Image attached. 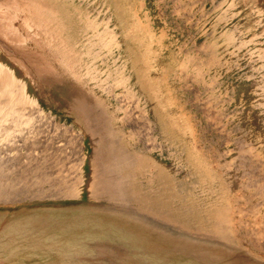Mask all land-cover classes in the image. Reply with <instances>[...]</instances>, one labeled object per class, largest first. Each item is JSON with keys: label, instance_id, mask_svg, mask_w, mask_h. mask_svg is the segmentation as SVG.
I'll list each match as a JSON object with an SVG mask.
<instances>
[{"label": "rangeland", "instance_id": "1", "mask_svg": "<svg viewBox=\"0 0 264 264\" xmlns=\"http://www.w3.org/2000/svg\"><path fill=\"white\" fill-rule=\"evenodd\" d=\"M248 232L264 0H0V264H264Z\"/></svg>", "mask_w": 264, "mask_h": 264}, {"label": "crops", "instance_id": "2", "mask_svg": "<svg viewBox=\"0 0 264 264\" xmlns=\"http://www.w3.org/2000/svg\"><path fill=\"white\" fill-rule=\"evenodd\" d=\"M56 170H57V177L55 176V183L53 185H51V187H49V188H51L50 190H45V191L53 192L55 194V197L67 198V197L75 196L78 193V191L76 190V185L74 184V181H72L71 178L69 177V175L65 174L62 169H57V167H56ZM44 174H46V173H44ZM140 187L142 189V190H140L141 195L137 198L139 205H137L135 203V205H134L135 209H138V207H140V208L141 207L142 208L146 207V205L143 203L144 202L143 201L144 200L143 199V188H144V185H141ZM150 190L151 189L144 190V191L150 192ZM42 192H43V190H42ZM88 193H89L88 197H91L89 190H88ZM151 202H152V198H149V200L147 201V203H148L147 207L149 209H151V208H153V209L154 208L155 209L159 208L158 204H154V203L151 204ZM138 211L140 213H143L139 209H138ZM160 215H163V214H159V216ZM162 221L165 222L166 220L162 219ZM166 223H168V225H170L169 218L166 221ZM251 240L253 241V243H252ZM247 241H248V245H249V248H248L247 252H250V253L255 254V255H260V253L264 252V250L262 249V248H264V245L260 244L257 240L253 239L249 232H248V236H247ZM254 241H256V244L254 243Z\"/></svg>", "mask_w": 264, "mask_h": 264}, {"label": "bare ground", "instance_id": "3", "mask_svg": "<svg viewBox=\"0 0 264 264\" xmlns=\"http://www.w3.org/2000/svg\"><path fill=\"white\" fill-rule=\"evenodd\" d=\"M3 23H4V22H3ZM2 100H3V98H2ZM22 102H23V101H22ZM3 103H5V102H3ZM10 103H11V102H10ZM24 103H25V102H24ZM30 103H31V102H30ZM18 105H19V104H18ZM20 106H21V105H19V107H20ZM17 107H18V106H17ZM57 153H58V151H57ZM59 153H60V152H59ZM216 179H217V178H216ZM216 179H215V180H216ZM251 241H252V240H251ZM249 243H250V242H249ZM252 243H253V241H252ZM254 243L256 244V241H254ZM252 247H253V246H252ZM262 249L264 250V248H262ZM262 249H261V250H262ZM249 253H250V252H249ZM251 254H252V253H251ZM253 255H255V254H253Z\"/></svg>", "mask_w": 264, "mask_h": 264}]
</instances>
